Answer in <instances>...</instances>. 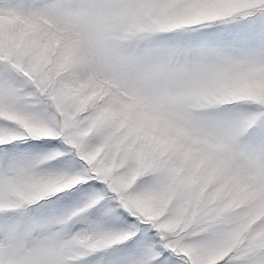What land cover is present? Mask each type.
Masks as SVG:
<instances>
[{
  "label": "snow or ice",
  "instance_id": "snow-or-ice-1",
  "mask_svg": "<svg viewBox=\"0 0 264 264\" xmlns=\"http://www.w3.org/2000/svg\"><path fill=\"white\" fill-rule=\"evenodd\" d=\"M0 264H264V0H0Z\"/></svg>",
  "mask_w": 264,
  "mask_h": 264
}]
</instances>
